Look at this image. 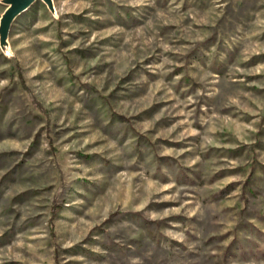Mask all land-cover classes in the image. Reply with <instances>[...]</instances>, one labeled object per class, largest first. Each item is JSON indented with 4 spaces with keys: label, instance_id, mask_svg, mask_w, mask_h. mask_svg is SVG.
Returning <instances> with one entry per match:
<instances>
[{
    "label": "rangeland",
    "instance_id": "374dc122",
    "mask_svg": "<svg viewBox=\"0 0 264 264\" xmlns=\"http://www.w3.org/2000/svg\"><path fill=\"white\" fill-rule=\"evenodd\" d=\"M0 0V264H264V0Z\"/></svg>",
    "mask_w": 264,
    "mask_h": 264
},
{
    "label": "water",
    "instance_id": "95a60500",
    "mask_svg": "<svg viewBox=\"0 0 264 264\" xmlns=\"http://www.w3.org/2000/svg\"><path fill=\"white\" fill-rule=\"evenodd\" d=\"M32 0H21V3L17 4L14 9V13H18L19 10L24 9Z\"/></svg>",
    "mask_w": 264,
    "mask_h": 264
},
{
    "label": "bare ground",
    "instance_id": "6f19581e",
    "mask_svg": "<svg viewBox=\"0 0 264 264\" xmlns=\"http://www.w3.org/2000/svg\"><path fill=\"white\" fill-rule=\"evenodd\" d=\"M23 10V9H22ZM22 10H19V12H21Z\"/></svg>",
    "mask_w": 264,
    "mask_h": 264
}]
</instances>
